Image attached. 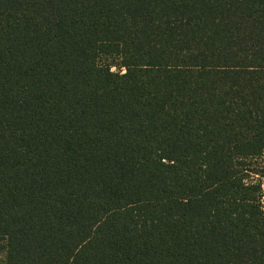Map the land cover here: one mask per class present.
I'll list each match as a JSON object with an SVG mask.
<instances>
[{
  "label": "trees",
  "instance_id": "16d2710c",
  "mask_svg": "<svg viewBox=\"0 0 264 264\" xmlns=\"http://www.w3.org/2000/svg\"><path fill=\"white\" fill-rule=\"evenodd\" d=\"M0 264H264V0H0Z\"/></svg>",
  "mask_w": 264,
  "mask_h": 264
},
{
  "label": "rangeland",
  "instance_id": "374dc122",
  "mask_svg": "<svg viewBox=\"0 0 264 264\" xmlns=\"http://www.w3.org/2000/svg\"><path fill=\"white\" fill-rule=\"evenodd\" d=\"M107 61H110V59H107ZM112 69L114 70L115 68L113 67Z\"/></svg>",
  "mask_w": 264,
  "mask_h": 264
}]
</instances>
